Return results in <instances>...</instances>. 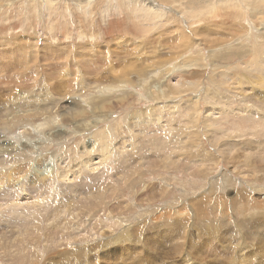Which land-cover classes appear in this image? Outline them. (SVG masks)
Returning a JSON list of instances; mask_svg holds the SVG:
<instances>
[{"label": "rangeland", "instance_id": "obj_1", "mask_svg": "<svg viewBox=\"0 0 264 264\" xmlns=\"http://www.w3.org/2000/svg\"><path fill=\"white\" fill-rule=\"evenodd\" d=\"M47 1L0 0V143L35 149L0 264H264V0ZM21 102L58 116L26 139Z\"/></svg>", "mask_w": 264, "mask_h": 264}, {"label": "bare ground", "instance_id": "obj_2", "mask_svg": "<svg viewBox=\"0 0 264 264\" xmlns=\"http://www.w3.org/2000/svg\"><path fill=\"white\" fill-rule=\"evenodd\" d=\"M46 4L47 5H49V1H47L46 0ZM186 43V42H185ZM16 49L17 50H19V49H23V51H24V47L21 45V46H18V47H16ZM12 51H13V49H12ZM15 51V50H14ZM22 51V50H21ZM20 52V51H19ZM21 53V52H20ZM200 54V53H199ZM21 59H22V57H21ZM20 59V60H21ZM23 60V59H22ZM22 60H21V62H22ZM25 60V59H24ZM35 60H36V58H35ZM8 62V61H7ZM19 62L18 64H16L17 65V67L18 68H20V66L22 65V64H24V62ZM36 62V61H35ZM22 68V67H21ZM7 69V68H6ZM0 70H2V68H1V64H0ZM16 70H17V68H16ZM36 70V69H35ZM10 72V71H9ZM1 73V72H0ZM7 73V72H6ZM10 77V76H9ZM9 77H8V80H10L9 79ZM37 77V76H36ZM35 78V77H34ZM32 79H33V77H32ZM32 79H31V81H32ZM36 79V78H35ZM12 80V79H11ZM28 80V79H27ZM30 81V80H29ZM36 81V80H35ZM34 81V82H35ZM7 86L8 87H10V88H12L11 86H10V84H7ZM155 94V93H154ZM14 99V98H13ZM81 102V101H80ZM27 104H25V103H22L21 102V104H16L15 103V108L17 109V108H19V110H17L16 112H14V113H12V111H11V113H9L10 111H8V114H13V116H10V118L8 117L7 119H6V122H5V127H10V126H19L20 128V132H19V134L21 135V133H23V135L22 136H24V138H26V139H28V136L30 135V134H32V130H31V128H26V123H27V121H29V120H31L35 115L34 114H37V112H39V111H43V112H41L42 113V115H44L45 117H44V119L45 120H48L47 118H50V117H56V116H58V112L57 111H51L50 109H48V110H43V109H41V108H39V110L37 109V108H35V109H31V111H30V108H29V110H26L27 108L25 107ZM72 105H74V106H76L77 108H79L80 107V104L79 103H76V102H74ZM97 107V106H96ZM20 108H22V109H20ZM23 108H26V109H23ZM14 109V108H13ZM12 109V110H13ZM23 110V111H22ZM100 110V109H99ZM86 111V110H85ZM83 109H82V111L80 110V113H78V114H76V116H77V118H84L85 117V115H86V112H85ZM88 115V114H87ZM39 116V115H38ZM91 116H93V115H91ZM3 117V116H2ZM90 117V116H89ZM91 122V121H90ZM94 122V121H93ZM30 123V122H29ZM58 123H61V124H67V122H59V120H57V121H55V120H53V119H50V121L49 122H47V123H45V122H42V123H40V124H50V125H48V129L50 128V129H52L54 126H55V124H58ZM54 124V125H53ZM92 124V123H91ZM130 124V123H129ZM38 125V124H37ZM96 125V124H95ZM40 125H38V127H39ZM44 126V125H43ZM53 126V127H52ZM59 126V125H58ZM57 126V127H58ZM4 127V126H3ZM37 127V126H36ZM18 128V127H17ZM84 128V127H83ZM35 129V128H34ZM38 129V128H37ZM42 129V128H41ZM50 129H49V131H50ZM63 129V128H62ZM43 130V129H42ZM35 131V130H34ZM39 131H40V129H39ZM61 131V128H60V130H58L57 128L56 129H54L53 130V132L54 133H59ZM83 131H85V130H83ZM82 131V132H83ZM64 133H66V132H64ZM105 134V133H104ZM0 137H2V136H0ZM10 137V136H9ZM15 137V136H14ZM17 137V136H16ZM15 137V138H16ZM19 137V136H18ZM14 138V140H16ZM1 139V138H0ZM100 140H102V138L100 137V138H96V141L95 142H97V143H100L101 141ZM31 147H32V145H31ZM30 147V145H29V143H27V144H25V141H23V142H21V141H19V140H17V144L14 142V141H11L10 139L8 140H3L1 143H0V163H1V161H2V163H1V165H2V170H0L1 172H3V170L4 169H7V168H17L18 170H19V172H25V173H28V171H29V168L27 169V167H25V166H23L22 164H23V161H25L26 159H28L27 157H26V155L24 154V152L25 151H34L35 149H33V148H31ZM35 147V146H34ZM89 148H91V149H89ZM95 148V143L93 142V140H89L88 142H83L82 143V149H83V152H85L86 151V153H83L85 156L84 157H86V158H81L80 159V162H79V164H78V168L77 167H75V164L76 163H72V165H74L73 167L74 168H77L78 170H76V171H79V170H81V168L83 167V166H85V165H88L90 162H92L93 161V156L91 155V151L93 150ZM97 148V147H96ZM37 150V149H36ZM90 151V152H87V151ZM38 153V152H37ZM28 155V154H27ZM90 155V156H89ZM105 155V154H104ZM69 159V158H68ZM42 160V159H41ZM40 160V161H41ZM71 160V159H70ZM106 160V159H105ZM102 161V160H101ZM75 162H77V161H75ZM25 163H27L28 164V162H25ZM104 163H106L105 161H104ZM103 163V164H104ZM167 163H169V162H167ZM166 163V165H168ZM102 164V163H101ZM89 167H92V165L90 164L89 165ZM71 169V168H70ZM55 170V169H54ZM74 170V171H75ZM56 171V170H55ZM43 172V171H42ZM41 172V173H42ZM63 172V171H62ZM80 172V171H79ZM78 172V173H79ZM30 173V172H29ZM35 173V172H34ZM40 173V172H39ZM49 173H51V178H55V176H57V173L55 172L54 173V171H52V172H49ZM70 173V172H69ZM76 172H73V174H75ZM77 173V174H78ZM18 174V173H17ZM54 174H55V176H54ZM76 174V175H77ZM40 175V174H39ZM38 175V176H39ZM35 176H36V174H35ZM60 176L61 175H59V173H58V176L56 177V178H58V179H60ZM62 176H64L63 174H62ZM2 177V176H1ZM1 177H0V188H1V186L3 185V179H1ZM21 177H24V176H21ZM27 177V176H26ZM24 179H25V177H24ZM20 181V180H19ZM42 181H43V179H42ZM27 182V180L25 181V183ZM21 182H19L18 183V188L16 189V191H21L22 189V183H23V181H22V183L20 184ZM37 182H35V184H36ZM29 184V183H28ZM25 185V184H24ZM44 185H45V182H41V179H39V184L37 185V190L38 191H40V189L42 188V187H44ZM49 187H50V185H48ZM34 187H35V185H34ZM48 187V188H49ZM50 190V191H49ZM50 192L51 193V189L49 188L48 190H47V192ZM36 192V191H35ZM104 196V195H103ZM25 197H27V199H28V196H25ZM32 198V197H31ZM94 199V198H93ZM14 200V199H13ZM32 200V199H31ZM30 200V201H31ZM15 201H17V200H15ZM28 201H29V199L28 200H23V202H17V203H14V204H8L7 205V207H12V206H18L19 204H22V203H26V204H28ZM35 202H37L36 201V199H35ZM34 202V203H35ZM25 204V205H26ZM92 204V203H91ZM207 204V203H206ZM99 205V204H98ZM208 205V204H207ZM190 206H192V205H190ZM10 207V208H11ZM18 207H20V206H18ZM16 208V207H15ZM17 209V208H16ZM189 209V208H188ZM199 209V208H198ZM184 210V209H183ZM201 210V209H200ZM14 211V210H13ZM189 211V210H188ZM183 212V211H182ZM203 212V211H202ZM201 212V213H202ZM177 213H179V212H177ZM197 213V212H196ZM185 214V213H184ZM160 215V214H159ZM197 215V214H196ZM196 215H195V217H196ZM202 215V214H201ZM186 217V216H185ZM249 225V224H248ZM247 227V226H246ZM127 228V227H126ZM127 229H129V227L127 228ZM126 229V230H127ZM218 229V228H217ZM77 230V229H76ZM107 230V229H106ZM234 230V229H233ZM108 232V231H107ZM258 232V231H257ZM128 233V232H127ZM132 233V232H131ZM246 233V232H245ZM250 233V232H249ZM126 234V233H125ZM130 235V234H129ZM126 236V235H125ZM112 239V238H111ZM264 239V238H263ZM222 240V239H221ZM241 240V239H240ZM252 240V239H251ZM220 241V240H219ZM245 242H246V240H244ZM243 241V242H244ZM250 241V240H249ZM21 242V241H20ZM118 242V241H117ZM221 242V241H220ZM227 242V241H226ZM234 242V241H233ZM184 243V242H183ZM25 245H28L27 244V242L26 243H24ZM180 244V243H179ZM178 244V245H179ZM183 245V244H182ZM224 245V244H223ZM231 246V245H230ZM234 246V245H233ZM177 247V246H176ZM181 247V246H180ZM186 247V246H185ZM183 248V247H182ZM175 250V249H174ZM223 250V249H222ZM195 264V263H194Z\"/></svg>", "mask_w": 264, "mask_h": 264}]
</instances>
